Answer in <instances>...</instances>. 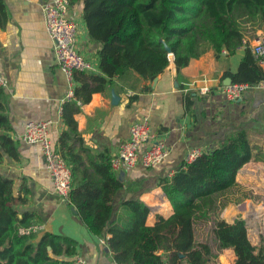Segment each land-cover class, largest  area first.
I'll return each instance as SVG.
<instances>
[{"label":"trees","instance_id":"obj_1","mask_svg":"<svg viewBox=\"0 0 264 264\" xmlns=\"http://www.w3.org/2000/svg\"><path fill=\"white\" fill-rule=\"evenodd\" d=\"M82 15L89 38L101 47L98 72H75L73 99L61 108L66 129L57 148L71 171L69 205L91 234L106 239L118 264H206L211 250L206 243L194 242L193 221L216 208L218 198L236 185L238 171L256 157L248 132H232L217 147L190 162L184 159L170 176L161 177L158 186L172 214L147 225L150 209L138 199H125L114 211L113 198L122 181L111 168L110 155L93 154L84 146L74 115L115 76L134 88L162 73L170 56L179 72L209 49L233 55L254 29L264 33V0H83ZM6 21V5L0 0V27ZM243 48L237 70H227L223 77L233 83L264 82V67L248 45ZM190 107L187 93L185 111ZM11 130L6 93L0 88V164L5 157L19 158ZM21 193L27 189L15 194L13 180L0 174V264H71L73 240L50 233L38 238L19 234L20 227L35 223L33 211L19 210L26 202ZM214 233L219 249H233V264H264V239L253 245L243 219L220 220Z\"/></svg>","mask_w":264,"mask_h":264},{"label":"crops","instance_id":"obj_2","mask_svg":"<svg viewBox=\"0 0 264 264\" xmlns=\"http://www.w3.org/2000/svg\"><path fill=\"white\" fill-rule=\"evenodd\" d=\"M46 1L4 0L7 21L0 27V75L6 82L3 90L12 126L9 134L18 140L19 158L5 157L0 164V174L13 180L15 194L27 189L26 194L21 193L26 202L18 207L20 212L35 213V222L41 225L37 238L44 233L67 237L75 243V255L84 256L89 264H118L106 239L91 234L76 210L74 212L72 206L55 193L39 147L20 140L26 121L50 120L49 137L57 146L61 132L66 129L61 119L62 105L73 99H67V94L74 90L75 81L70 86L58 68L53 42L45 30L41 5ZM82 14L83 0H71L68 15L78 25L77 48L92 65L93 71L89 72H98L101 44L89 38ZM252 34L246 38L264 37L261 29H254ZM243 54V47L233 55L226 51L216 55L209 49L179 72L171 57L155 81L142 80L132 88L115 76L108 88L94 92L89 102L80 105V111L74 115L77 130L84 146L93 154H115L120 143L127 139L130 124L144 116L148 117L151 132L169 150L156 167H124L116 171L118 177L122 175V187L114 195V211L123 200L138 199L150 209L147 225L155 224L159 217L168 218L172 207L158 186L159 179L170 176L189 149L212 150L237 130L248 132L256 157L238 171L236 184L254 187L258 179L264 180V86L252 85L236 101H228L219 90L226 79L224 72H235ZM203 85L209 86L210 92L200 94L197 88ZM144 86L149 89L142 90ZM187 93L191 100L189 111L184 108ZM133 96L136 98L129 101ZM225 194L218 198L214 210L193 221L194 242L206 243L211 250L206 264H233L235 260L231 247L218 248L214 233L218 221L232 223L241 218L236 202L231 197L225 199ZM250 232L248 238L253 245H257L260 238L264 239V234H259L252 240Z\"/></svg>","mask_w":264,"mask_h":264},{"label":"built area","instance_id":"obj_3","mask_svg":"<svg viewBox=\"0 0 264 264\" xmlns=\"http://www.w3.org/2000/svg\"><path fill=\"white\" fill-rule=\"evenodd\" d=\"M70 0H48L41 5L44 26L47 35L53 42L56 64L64 74L68 84L74 83V73L78 71H93L90 62L84 58L77 48V22L68 15ZM250 42V43H249ZM248 45L258 59L259 65L264 67V37L255 35L252 39H242V46ZM264 86V82H260ZM196 83H191L194 86ZM6 85L0 75V88ZM252 85L243 82L224 83L219 90L228 101L239 100ZM200 94L210 92L211 88L203 85L197 88ZM73 98V91L67 94V99ZM50 120L26 121L20 140L39 147L44 158L45 168L52 181L53 189L60 199L69 204L71 189V171L64 157L49 137ZM150 129L148 117L144 116L130 124L128 137L120 143L115 154L110 156V165L114 171L121 168H153L158 166L168 155L169 150L161 139L156 138ZM203 152L192 148L187 151L185 160L192 161ZM41 230L39 223H31L18 229L21 235L36 234ZM71 264H89L82 255H74Z\"/></svg>","mask_w":264,"mask_h":264},{"label":"rangeland","instance_id":"obj_4","mask_svg":"<svg viewBox=\"0 0 264 264\" xmlns=\"http://www.w3.org/2000/svg\"><path fill=\"white\" fill-rule=\"evenodd\" d=\"M258 177L259 175L257 176V178ZM251 178L257 179L256 177H251ZM258 181L259 183L255 182L254 187H246L240 184H236L230 189V191L226 192V194L224 195L225 199L231 197L232 200L236 202L237 214L241 217V219L245 221L248 233L249 231H251L250 237L252 240L253 237L257 238V235L264 234V180L258 179ZM253 205L254 206L263 205L262 207L263 212L254 214V215L260 214V216L257 218H254L253 214L251 215L247 214L249 213L248 208L253 207Z\"/></svg>","mask_w":264,"mask_h":264},{"label":"bare ground","instance_id":"obj_5","mask_svg":"<svg viewBox=\"0 0 264 264\" xmlns=\"http://www.w3.org/2000/svg\"><path fill=\"white\" fill-rule=\"evenodd\" d=\"M243 206V205H242ZM246 207V206H245ZM255 207V208H254ZM262 207H263V205H258V206H254L253 205V207H249L248 208V211H249V213H247L248 215H251V214H258V213H261V212H263L262 210ZM250 209V210H249ZM239 210V209H238ZM229 211V210H228ZM248 211H246V212H248ZM243 212H245V211H243ZM228 213V212H227ZM232 213H233V211H232ZM231 213V214H232ZM245 214V213H244ZM246 215V214H245ZM260 215V214H259ZM226 216V215H225ZM233 216V215H232ZM254 216H258V215H254Z\"/></svg>","mask_w":264,"mask_h":264},{"label":"water","instance_id":"obj_6","mask_svg":"<svg viewBox=\"0 0 264 264\" xmlns=\"http://www.w3.org/2000/svg\"><path fill=\"white\" fill-rule=\"evenodd\" d=\"M165 48L169 51V48L165 45ZM156 80V78H154L153 79V81H155ZM231 81H230V79H228V78H226L225 80H224V83L226 84V83H230ZM120 177V179H122V175H120L119 176ZM73 211L75 212V210L73 209Z\"/></svg>","mask_w":264,"mask_h":264}]
</instances>
